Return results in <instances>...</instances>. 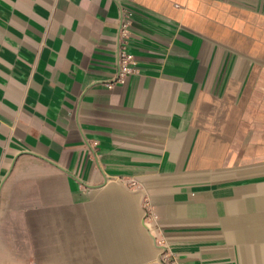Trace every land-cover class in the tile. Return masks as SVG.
I'll list each match as a JSON object with an SVG mask.
<instances>
[{
  "label": "crops",
  "instance_id": "1",
  "mask_svg": "<svg viewBox=\"0 0 264 264\" xmlns=\"http://www.w3.org/2000/svg\"><path fill=\"white\" fill-rule=\"evenodd\" d=\"M163 252L264 264V0H0V264Z\"/></svg>",
  "mask_w": 264,
  "mask_h": 264
},
{
  "label": "built area",
  "instance_id": "2",
  "mask_svg": "<svg viewBox=\"0 0 264 264\" xmlns=\"http://www.w3.org/2000/svg\"><path fill=\"white\" fill-rule=\"evenodd\" d=\"M124 27L127 26L126 23L123 24ZM132 61V57L130 55H126L124 52H121L120 60H119V71L118 75L116 77V80L120 83H124L126 81V77L128 74H130L133 70V68L130 66ZM109 87H112L113 84L109 83ZM168 255L167 253L163 252V259L168 262ZM168 264H175V262H168Z\"/></svg>",
  "mask_w": 264,
  "mask_h": 264
}]
</instances>
